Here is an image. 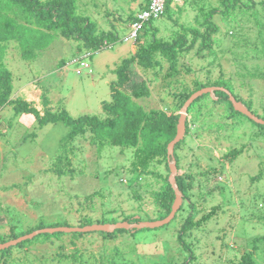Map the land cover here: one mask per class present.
Masks as SVG:
<instances>
[{
	"label": "rangeland",
	"instance_id": "1",
	"mask_svg": "<svg viewBox=\"0 0 264 264\" xmlns=\"http://www.w3.org/2000/svg\"><path fill=\"white\" fill-rule=\"evenodd\" d=\"M140 1L77 0V11L89 16L95 24L94 31L97 34L116 31L120 40L112 47L94 53L89 58L92 71L83 68L82 74L76 73L77 65L71 61L77 53L74 51L75 46L72 40L64 37L53 40L50 52L41 55L35 65L31 66L33 69L27 64L25 67L22 62L15 65L10 63V68L19 78L17 91L20 95L34 100L43 112L51 107L54 112L67 110L75 117L100 113L103 109L102 101L111 98L110 83L117 79L116 67L123 58L136 52L134 40L126 41L122 37L128 32V14L132 10L137 11ZM252 1L255 6L248 11L258 13L249 16L241 11L243 3H252L249 0H241L240 4L231 9L230 15H226L224 10L234 0H182L179 4L170 0L171 17L161 16L154 20L160 28L159 38H171L183 32L190 43L195 36L192 28L199 29L202 33L207 32L206 13L215 7L217 10L211 17L217 30L210 31L212 45L200 49L203 38L199 36L190 50L182 51L177 64L179 71L169 78V88L165 86L167 81L163 80V75H157L153 71L145 74L141 66L131 63L128 68L131 79L126 83L127 88L133 83L152 78L149 84L150 95L139 98V103L146 109L164 108L169 112L174 110L181 113L183 106L176 107L178 103L174 102L173 93L179 92L182 85L193 88L195 81L205 82L208 76L212 79L233 77L235 93L243 102L252 100V112L263 118L264 55H260L263 50L261 47L257 48L260 53L254 48V41L264 40V3L262 0ZM181 7L183 8L179 11L178 8ZM249 17L254 23L258 17V23L249 27ZM258 28H262V33H259ZM244 39L251 46H247ZM245 47L249 48L245 51ZM14 55L15 52L11 51L10 56ZM61 59H68L66 66L62 68L58 65ZM163 68L162 73H165L168 61H163ZM249 70L254 74L256 72L257 76L252 74L251 78L245 80ZM242 80L245 81L243 85ZM36 81H39L38 87L33 88ZM43 92L49 100L47 105L43 104ZM207 93L202 94L197 102L199 104L196 103L190 112L187 109L186 116L191 118L193 129L189 138L191 140L179 150L182 157V168L179 171L195 175L192 200L195 202V209H198L197 217L212 206L222 204L220 213L198 231L196 252L200 264H226L229 259L240 256L245 250H251L253 239L264 234V176L252 180L260 169L264 172V132L258 134L256 123L244 115L235 121L223 117L229 112L228 106L223 101L211 103ZM209 93L212 98L215 97L213 91ZM200 105H210L213 108L208 109L210 107L207 106L208 110L204 108L203 111ZM211 113L213 115L208 116ZM207 117L212 120L207 122ZM36 127L33 115L15 114L13 108L0 107L1 232L9 230L15 223L22 229L37 223L39 225L41 220L44 227H55L57 222L61 223L57 226H80L77 219L80 215L89 214L96 219L115 209L116 213L120 210L134 213L138 209H151L150 193L159 187L161 181L153 175L139 176L137 181L142 183L139 188L114 186L117 182L129 184L122 167L131 168V157L118 150H104L98 155L95 145L77 138L70 145L74 152L68 150L72 162L70 166H65V169H73V173L66 171L63 175H58L52 169L45 172L51 167L52 154L59 150L61 139L68 128L62 122ZM235 147L242 148V152L233 162L227 161L223 154ZM114 168L117 171L108 178L105 177V173ZM150 169L166 173L164 164L151 165ZM96 173L98 175L94 176ZM97 188H101L102 194L94 195L93 199L87 201L93 207L82 205L84 197L91 195ZM137 188L143 194L140 200L135 196ZM178 228V223H172L168 228L145 229L129 237V242L118 237L108 246L118 245L124 252L125 260H128L127 264H179L186 255L181 251L177 240ZM54 240V243L32 246L34 248L25 247L15 251V254L19 257L28 255L31 264H112L110 259L116 254L111 251L103 253L101 242L78 239L77 246L83 257L80 255L74 262L69 257L62 261L49 260L58 254L61 257L63 254L70 256L78 253L75 251L76 245L71 244L70 236L64 237V240ZM131 244H134L133 248ZM257 245L254 259L263 263L264 240Z\"/></svg>",
	"mask_w": 264,
	"mask_h": 264
},
{
	"label": "trees",
	"instance_id": "2",
	"mask_svg": "<svg viewBox=\"0 0 264 264\" xmlns=\"http://www.w3.org/2000/svg\"><path fill=\"white\" fill-rule=\"evenodd\" d=\"M76 1L77 0H0V107L13 108L15 114L24 113L33 115L37 122L36 128H42L48 123L57 122H62L68 128L66 135L61 139L59 150L52 154V161L50 160V164H52L51 167L46 169L45 172L52 169L58 175H63L66 171L73 173V169L69 167L65 169V166H70L72 162L68 155V150L70 149L74 152V148L70 147V145L79 138L87 141L91 145H95L98 155L104 150L113 149L114 152L118 150L120 153L131 157V168L122 167V171L128 176L129 184L117 182L114 186L123 188L140 187L142 183H138L137 181L139 176L153 175V177H157L158 181H161L159 187L153 189L150 193L151 209L147 211L138 209L134 213H126L124 210H120V212L116 213L117 209H115L106 215L102 214L100 218L96 219L92 218L89 214L85 216L80 215V217L77 218L80 226L94 223H116L120 221L135 223L163 219L170 214L176 198L175 188L169 179L172 155L170 156L168 152V145L176 136L181 113L174 110L169 112L164 108L146 109L145 106L139 103L138 99L150 95L149 84L152 82V78H146L145 80L133 83L130 88H127L126 83L131 79L128 68L131 63H136L141 66L145 74H149L150 71H153L157 75H163V80L167 81L165 82V86L169 88L171 84L169 78L179 71L177 64L179 63V57L182 51L190 50L199 36L203 38L200 49L211 47L212 38L210 31L217 30V26L212 21L211 15L217 9L212 7L206 13L205 29L207 32L202 33L199 29H191L195 36L194 40L192 39L190 43H188L186 33L183 32H179L178 35H173L171 38H165L164 36L159 38L158 34L160 28L154 23V20L161 16L171 17V4H169L170 0H167L163 14L158 17L151 16L147 20L142 21L139 28H137L135 38L129 37V39H125L124 35L128 36L133 29L132 24L141 22L138 15L144 10L149 9L151 0H141L137 11L132 10L128 14V18L126 19L128 22V32L122 37V39L126 41H132L133 39L137 49L136 52L123 58L121 64L116 67L115 73L117 74V79L110 83V100L102 101L103 109L100 113L83 114L75 117L67 110L54 112L51 107H47L43 112L38 108V104L34 100L23 98L17 91V81L19 78L10 68V63L15 65L18 62H22L25 67H27V65L31 67L35 65L36 60L42 57L41 55L48 53V51L50 52V49L53 47V40L58 37H64L67 40H72V44L75 46L74 51H77L71 60L77 65L76 73L82 74L83 68H88L91 72L92 69L89 58L94 53L104 48L112 47L120 38L117 32L112 30L106 32L102 31L100 34H97L94 31L95 24L92 23L89 16L77 11ZM174 1L179 4L182 0ZM187 1L188 0H186V2ZM249 1L252 3H243L241 11H243L244 15L248 14L249 16L257 14L258 12L252 14V12L248 11L255 6L252 0ZM262 2L264 3V0H262ZM240 3L241 0L229 2V7L224 10L226 15H230L231 9H234L237 4ZM182 8L183 7L178 8L179 11H181ZM250 19H248V21H251L249 27H253L254 24L256 25L258 23V17L255 19L256 23H254V20ZM258 31L262 33V28H258ZM237 40L239 41V39ZM244 40L247 46H251L247 39ZM254 45V48H256L259 53V47L263 49L261 50L262 53H260L263 57L264 40L259 41L256 39ZM247 48L249 47H245V51ZM11 51L15 52V55L12 57L10 56ZM67 60L61 59L60 63H58L59 67L62 68L66 66L65 63ZM164 60L168 61V68L165 73H162L164 69ZM31 68L33 69V67ZM207 71L209 74L210 69L208 68ZM252 74L257 76L256 72L254 74L251 73L250 70L247 71L245 80L251 78ZM208 77L205 82L195 81V86L193 88L184 84L179 92H174V102L178 103L176 107H182L194 92L203 87L216 86L213 90L215 97L212 98L209 92L206 93L207 96L210 97L211 103L223 101L226 106H228L229 112L223 117L235 121V119L244 115L256 123V126H258V134H260L259 132L263 133V123L256 122L246 114L234 108L229 98V92H231L237 100L241 101V99L233 90V84L235 83L233 77L225 78L221 76L217 79ZM38 83L39 81H36L33 88H37ZM241 83L243 85L245 81L242 80ZM43 93L45 97L43 104L47 105L49 100L46 98V93ZM201 96L202 95L196 97L191 102L188 107V112L199 102ZM241 102L252 111V100ZM198 104L199 103H197V105ZM207 106L210 107V105H200V109L204 111V108L206 110ZM211 108L213 107L208 109ZM210 115L212 116L213 113L208 116ZM210 117H207V122L212 120ZM185 126L184 137L174 146V157L178 167L175 182L178 189L182 192V203L174 217L168 223L157 227H121L113 231L40 232L32 237L24 238L15 244L1 248L0 264H31V262L28 261V255L19 257L15 254V251L23 250L25 247L30 248L35 245L39 246L45 243H54L55 238L64 240L66 236H70L71 244L76 245L75 251H78V253L70 254V256L63 254L61 257L58 256L61 254H58L56 257L52 256L49 260L62 261L63 259L68 260L69 257L74 262L80 255L83 257L82 253H79L80 247L77 246L78 239H91L94 242H101L104 247L103 253L107 251L116 253L110 259L112 264H127L128 260H125L124 252L121 251L118 245L109 248V244L118 237L122 238L124 242H129L128 238L133 237L139 231L145 229L158 230L161 228H168L172 223H178L179 228L176 236L180 243L181 251L186 255L184 260L179 264H200L199 255L196 252V250H198L197 233L207 221L220 213L222 204L218 203L206 211L201 209L200 211H203V214L197 217L198 209H195L196 205L192 200V182L195 175L187 171H179L182 168V157L179 150L184 147L186 142L191 140L189 139L191 138L193 129L191 118H186ZM204 126L205 124L202 125V127ZM220 127L222 126L220 125ZM29 135H31V133ZM241 152L242 148H231L223 154V157L227 161L233 162ZM162 164L165 166L166 173L150 169L151 165L158 166ZM115 169L116 168L106 172L105 177L108 178L109 175L115 173L117 171H115ZM263 173V170L260 169L258 174L252 177V180L260 179L264 176ZM97 175V173L94 174V176ZM135 175L137 178H134ZM118 177L121 178L122 176ZM138 188L135 190V196L140 200L143 194ZM143 188H145V186ZM222 189L224 190V188ZM101 194V188H97L91 195L84 197L81 204H88L91 208L93 204H89L87 201L93 199L94 195L98 196ZM178 217L184 218L178 219ZM179 221H181V223ZM44 225L43 220L39 222V225L38 223L33 226L30 225L26 229H22L18 223L12 224L9 230L5 232L0 231V243L29 234L34 230L43 228ZM57 225H61V223L57 222L56 226ZM262 240H264V234L253 239L254 244L251 250H245L240 256L229 259L226 264H264V262L259 263L254 259V253L258 249L257 244ZM130 246L133 248L134 244ZM118 259H121V261Z\"/></svg>",
	"mask_w": 264,
	"mask_h": 264
},
{
	"label": "water",
	"instance_id": "3",
	"mask_svg": "<svg viewBox=\"0 0 264 264\" xmlns=\"http://www.w3.org/2000/svg\"><path fill=\"white\" fill-rule=\"evenodd\" d=\"M216 88V86H207V87H203L202 89L194 92L189 98L188 100L184 103L183 107H182V111H181V116L179 119V123H178V128H177V133L176 136L174 137V139L169 143L168 145V152L170 154V156L172 155V161L170 163V182L173 184L174 188H175V193H176V198L174 200L173 206H172V210L170 212V214L168 216H166L163 219H159V220H153V221H140V222H135V223H129L127 221H120V222H116V223H94V224H90V225H85V226H55V227H46V228H40L37 230L32 231L29 234L26 235H22L18 238L15 239H11L7 242H3L0 243V249L10 246L11 244H15L18 241L24 239V238H28V237H32L37 233L40 232H54V231H93V230H103V231H113L116 228H121V227H126V228H130V227H137V228H142V227H157L160 225H163L165 223H168L175 215L176 211L179 209V207L181 206L182 203V192L178 189L176 182H175V177L178 173V167H177V162L176 159L174 157V146L175 144L184 137L185 134V122H186V114H187V109L189 107V105L191 104V102L198 96L202 95L203 93L206 92H211ZM229 92V91H228ZM229 98L234 106V108L236 110H239L240 112L246 114L247 116H249L250 118H252L253 120H255L256 122L259 123H263L264 124V119L258 117L257 115H255L252 111H250L247 106H245L241 101L237 100L231 92H229Z\"/></svg>",
	"mask_w": 264,
	"mask_h": 264
},
{
	"label": "built area",
	"instance_id": "4",
	"mask_svg": "<svg viewBox=\"0 0 264 264\" xmlns=\"http://www.w3.org/2000/svg\"><path fill=\"white\" fill-rule=\"evenodd\" d=\"M167 0H151L150 1V5H149V9L148 10H144L143 12H141L138 17L141 20V22H135L132 24V30L130 32V34L127 36V38L129 39V37H133L135 38L136 33H137V28H139V26L141 25L142 21L147 20L148 18H150L151 16H155L158 17L161 14H163L164 10H165V5H166Z\"/></svg>",
	"mask_w": 264,
	"mask_h": 264
},
{
	"label": "clouds",
	"instance_id": "5",
	"mask_svg": "<svg viewBox=\"0 0 264 264\" xmlns=\"http://www.w3.org/2000/svg\"><path fill=\"white\" fill-rule=\"evenodd\" d=\"M129 34H130V33H129ZM129 34H128V35H129Z\"/></svg>",
	"mask_w": 264,
	"mask_h": 264
}]
</instances>
